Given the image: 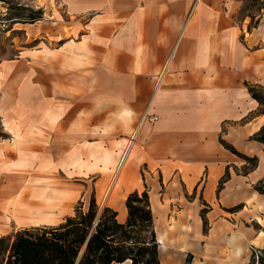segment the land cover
Wrapping results in <instances>:
<instances>
[{
  "label": "crops",
  "instance_id": "obj_1",
  "mask_svg": "<svg viewBox=\"0 0 264 264\" xmlns=\"http://www.w3.org/2000/svg\"><path fill=\"white\" fill-rule=\"evenodd\" d=\"M32 3L34 18L0 20V238L92 196L125 223L146 192L159 264H249L264 247V7Z\"/></svg>",
  "mask_w": 264,
  "mask_h": 264
},
{
  "label": "trees",
  "instance_id": "obj_2",
  "mask_svg": "<svg viewBox=\"0 0 264 264\" xmlns=\"http://www.w3.org/2000/svg\"><path fill=\"white\" fill-rule=\"evenodd\" d=\"M254 89L251 87L253 96L262 104ZM258 137L264 141V128ZM258 188L264 192V183ZM81 205L75 209L74 215L57 226L16 231L8 235L12 237L9 243L8 236L1 237L0 255L4 254V257L0 264H121L128 258L132 259V264H140L141 261L133 255V244H137L136 229L144 228L152 230L153 247L150 242L142 243L158 262L156 234L146 192L141 195L134 192L128 196L129 216L125 223L118 221L117 212L112 208L104 207L99 213L94 198L87 211H83ZM255 258L264 264V249L259 251L258 257L253 253L249 264H253Z\"/></svg>",
  "mask_w": 264,
  "mask_h": 264
},
{
  "label": "rangeland",
  "instance_id": "obj_3",
  "mask_svg": "<svg viewBox=\"0 0 264 264\" xmlns=\"http://www.w3.org/2000/svg\"><path fill=\"white\" fill-rule=\"evenodd\" d=\"M32 1L33 0H0V20L2 19L3 14H5L4 19L7 20V23L5 24L11 23V20L14 18L15 19L22 18L26 20L34 18L36 15L35 14L36 9L34 8V4L32 3ZM263 7H264V0H245L244 13L252 16V18L253 17L255 18L256 14H258ZM2 47H1V50L4 51V48ZM7 54H9V52H7ZM254 90L256 91V94L260 97V99L263 101V103L261 104V109L264 110V86L255 88ZM92 198L95 199L96 204L99 208V213H100L103 210V207H101L98 204L97 199L93 196L87 199L84 198V200L81 203L83 211L88 210ZM79 205L80 203L76 206V208L79 207ZM74 213L72 215H74ZM135 236H136L135 241L137 244H133V247H134L133 255H135L141 261L140 264H158L156 260H153L151 250H147L145 248L146 244L142 243V241L150 242L151 247H153L152 230L149 228L136 229ZM7 238H8L7 243L12 241L10 239L12 238L11 236H8ZM3 257H4V254H1L0 260H2ZM121 264H132V259L128 258ZM253 264H260V262L258 261V258L253 259Z\"/></svg>",
  "mask_w": 264,
  "mask_h": 264
},
{
  "label": "built area",
  "instance_id": "obj_4",
  "mask_svg": "<svg viewBox=\"0 0 264 264\" xmlns=\"http://www.w3.org/2000/svg\"><path fill=\"white\" fill-rule=\"evenodd\" d=\"M153 119H154V117H153ZM259 251H260V249H255V250H253V253H255L256 256L258 257ZM253 253H252V254H253Z\"/></svg>",
  "mask_w": 264,
  "mask_h": 264
}]
</instances>
